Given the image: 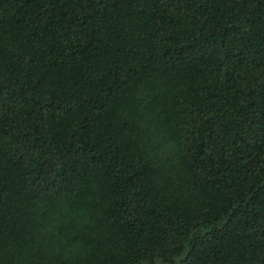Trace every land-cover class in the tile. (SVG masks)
Returning <instances> with one entry per match:
<instances>
[{
  "label": "trees",
  "instance_id": "1",
  "mask_svg": "<svg viewBox=\"0 0 264 264\" xmlns=\"http://www.w3.org/2000/svg\"><path fill=\"white\" fill-rule=\"evenodd\" d=\"M0 264H264V0H0Z\"/></svg>",
  "mask_w": 264,
  "mask_h": 264
}]
</instances>
